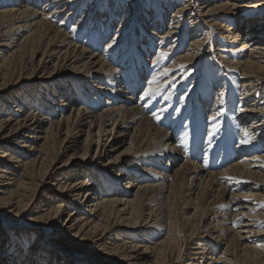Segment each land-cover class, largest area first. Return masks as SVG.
I'll use <instances>...</instances> for the list:
<instances>
[{
  "label": "bare ground",
  "instance_id": "bare-ground-1",
  "mask_svg": "<svg viewBox=\"0 0 264 264\" xmlns=\"http://www.w3.org/2000/svg\"><path fill=\"white\" fill-rule=\"evenodd\" d=\"M167 1L0 0V264H264V0Z\"/></svg>",
  "mask_w": 264,
  "mask_h": 264
},
{
  "label": "rangeland",
  "instance_id": "rangeland-1",
  "mask_svg": "<svg viewBox=\"0 0 264 264\" xmlns=\"http://www.w3.org/2000/svg\"><path fill=\"white\" fill-rule=\"evenodd\" d=\"M92 1V4L93 5H95L96 7H102V5H104V7H103V13L102 14H106V13H115L116 14V10H117V8L116 7H121V8H123V12L125 13V15H129L130 14V16H132V13H133V11H136L137 9H139V7H142V5H143V7H145L146 8V10H147V5L149 6V3H150V6H151V8H157V3H159V1L160 0H91ZM94 1V2H93ZM96 1V2H95ZM139 1V2H138ZM142 1V2H141ZM161 1H163L164 3H167L168 1L167 0H161ZM179 1H181V3H182V1L183 0H179ZM113 2V3H112ZM141 2V3H140ZM144 2V3H143ZM148 2V3H147ZM118 3V4H117ZM101 4V5H100ZM112 4V5H111ZM133 4V5H132ZM153 4V5H152ZM122 5V6H121ZM124 5V6H123ZM129 5V6H128ZM156 5V6H155ZM112 7V8H110V7ZM125 7H127V8H125ZM131 7V8H130ZM138 7V8H137ZM110 8V9H109ZM128 9V10H127ZM110 10V11H109ZM127 12H126V11ZM102 11V10H101ZM108 11V12H107ZM171 11H172V9H171ZM171 11H169V13H167L168 15H170L171 14ZM103 15V16H104ZM139 17V16H138ZM136 18H137V15H136ZM62 18H59L58 20H57V23H59V22H61L62 20H61ZM119 21V19H117V22ZM75 23V21L74 22H71L70 24H69V27L72 25V24H74ZM90 24H92V25H90ZM95 24L94 23H92V22H87V24H86V26L87 27H89V29L85 26V29L87 30L86 32H87V34H91V32L90 31H93V29L95 28V26H94ZM117 25L118 24H116L113 28H112V30H113V32L115 31V29L117 28ZM90 26L93 28H90ZM187 28L189 27V23H187L186 25H185ZM89 30V31H88ZM189 41V39H187V41H186V43H185V45L183 46V47H185L186 45H187V42ZM105 47V46H104ZM152 54L153 53H151L150 55H148L147 57L148 58H150L151 56H152ZM205 64H206V62H205ZM193 82H194V80H192ZM30 88H32V86L30 85V83H25V85H23V86H21L20 88H16V87H10L9 89L7 88V89H4V90H0V107L1 106H3L2 105V103H3V100H7V99H9L10 98V96H16V97H22V96H24V94H30L28 91H29V89ZM26 89H28V90H26ZM215 93H216V91H213V97L215 96ZM139 94H136L135 95V97L137 98V96H138ZM179 99H180V95L178 94L177 96H176V103H178V101H179ZM259 99H260V97H259ZM36 100V99H35ZM249 100V99H248ZM248 100H246V101H248ZM260 100H262V99H260ZM235 101H236V98H235ZM250 101V100H249ZM248 101V102H249ZM36 103V102H35ZM36 105V106H35ZM38 105L40 106V107H38ZM43 105H42V103H36V104H33V102L30 104V107L31 108H38V109H40L41 110V108H42V110H45L44 109V106H45V104H44V106L42 107ZM208 110V109H207ZM48 112V111H47ZM50 112H51V110H50ZM49 112V113H50ZM208 113V112H207ZM44 114H46V111H44ZM208 115V114H207ZM206 115V116H207ZM205 120H206V118H205ZM206 122V121H205ZM248 124V123H247ZM176 138V137H175ZM19 141H21V139H18V140H16V141H13V144L18 148L19 146H20V144H19ZM202 142H204L203 140H202ZM237 140L235 141V143H233V145H230V147H229V152H230V154L232 155L231 156V158L232 157H234V158H232V160H234V159H236L237 157H238V154L239 155H242L241 153H243V149H244V147H242V145H239L238 146V144H237ZM233 147H234V149H233ZM240 147V148H239ZM204 148H205V146H204V144H202L201 145V151H203L204 150ZM232 149H233V151H232ZM94 150L95 149H93V151L89 154V156L87 157V164H89V165H91V166H95L96 164H97V166L98 167H100L102 164H104V163H106L107 161L105 160V159H102V160H99L98 162H97V160L95 159V161L94 162H92V157H93V154H94ZM249 156L250 155H252V153H250V154H248ZM233 162V161H232ZM226 163H228V164H230V161L229 160H227L226 161ZM207 171H211V172H213V171H216V170H213V167H210ZM218 172V171H217ZM124 181V180H123ZM123 181H120L119 182V186H121V185H123V184H121ZM51 188L52 187H50L47 183H45V184H41V186H40V188L38 189V191H37V195H36V198L34 199V201L31 203V208H30V210L27 212V211H25L24 212V215H23V217H11V216H9V215H5V218L6 219H10V220H15L16 222H18L19 220H20V223H22L23 224V226L22 227H19V228H16L15 230V232H14V230H13V228H11V227H7V226H5V225H3V226H1L0 225V230H4V229H6V228H8L9 230V237L10 236H12V237H16L17 235V233L16 232H18L17 230H19V231H21L22 233H25L26 231H30V234L29 235H32V237L31 238H29V242L28 241H26L24 238H22V239H20V240H18V238H16L18 241L16 242V244L18 243V244H22L23 245V248H24V246H25V249H26V251L29 249V247H30V245H28L29 243H30V241L31 242H34L35 241V239H36V236H39L40 234L38 233V231H33L32 229H29V230H27V224H29V223H27V220H28V218H29V215L33 212V211H35V209L38 207L37 205H38V203L45 197V195H47L48 193H50L51 192ZM216 189H217V187H216ZM231 190L232 189H229V188H226V191L228 192V194H226V195H229V192H231ZM232 192H233V190H232ZM238 193H242V192H238ZM49 195V194H48ZM225 199V198H224ZM245 208L246 207H248V206H244ZM28 208V209H29ZM39 208V207H38ZM245 210H247V209H245ZM244 211V210H243ZM189 213H192V211H189ZM243 213H246V212H243ZM51 236H53V235H50V237H47V238H43L42 236H40V241L38 242V243H45V242H47V241H56L57 243H59V242H61V241H57V240H59L57 237H51ZM259 239L257 240V243H259V244H261L262 242H264V236L263 237H258ZM8 239V238H7ZM21 241V242H20ZM25 241V242H24ZM10 244H11V242H10ZM212 244V243H211ZM2 245H4V246H8L9 247V244H0V251L1 252H3V254H7V252L5 251V249L4 248H2ZM19 245V246H20ZM76 249H78V250H80V248H76ZM82 250V249H81ZM23 251H24V249H23ZM88 251V252H87ZM86 251V253H88V255H92L94 258H96V259H99V260H106L107 262H110L111 264H114V263H116L117 261L114 259V260H110V259H106L105 257H102V256H100L98 253L96 254V253H94V252H92V251H89V250H87ZM97 251V250H96ZM95 251V252H96ZM9 252V251H8ZM19 252V251H18ZM37 258H39L38 256H36ZM0 260H1V258H0ZM23 261H25V260H23ZM83 263H85V264H96V263H93V262H88V261H83ZM1 264H6V263H3L2 261H1ZM8 264V263H7ZM42 264H46V262L44 261Z\"/></svg>",
  "mask_w": 264,
  "mask_h": 264
},
{
  "label": "snow or ice",
  "instance_id": "snow-or-ice-1",
  "mask_svg": "<svg viewBox=\"0 0 264 264\" xmlns=\"http://www.w3.org/2000/svg\"><path fill=\"white\" fill-rule=\"evenodd\" d=\"M111 47V45H109ZM247 135V133H246ZM247 141H242L241 143H246ZM225 179H231V178H225ZM261 207H264V205H261ZM261 226L264 227V222H261Z\"/></svg>",
  "mask_w": 264,
  "mask_h": 264
}]
</instances>
